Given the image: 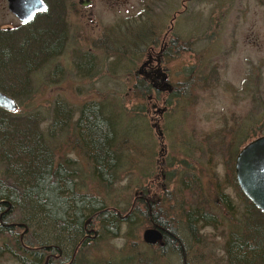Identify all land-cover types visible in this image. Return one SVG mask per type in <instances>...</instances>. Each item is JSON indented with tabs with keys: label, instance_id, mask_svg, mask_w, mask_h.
<instances>
[{
	"label": "rangeland",
	"instance_id": "rangeland-1",
	"mask_svg": "<svg viewBox=\"0 0 264 264\" xmlns=\"http://www.w3.org/2000/svg\"><path fill=\"white\" fill-rule=\"evenodd\" d=\"M93 1V7L87 9L91 19L75 20L76 28L67 36L62 54L39 67L31 76L30 92L15 99L16 113L24 120L39 119L56 165L63 163L75 172L72 178L80 195L105 199L121 216L134 213L142 217V224L129 235L126 224L117 236L105 235L100 221L88 224V230L97 235L88 239L80 261L185 264L182 252L186 251L187 264H227L231 227L238 218L244 221L248 210L233 179L236 157L244 146L264 136V0H192L181 7L184 0ZM176 12L180 15L173 22L180 40L177 56L168 68L177 92L175 96L151 92L143 100L138 94L141 84L132 90L139 82L135 73L146 61L148 47L170 28ZM2 27L19 28L6 0H0ZM184 47L192 50L184 52ZM193 68L209 79L183 105L184 84ZM91 101L103 103L117 125L116 146L122 159L118 178L108 187L93 176L90 154L82 148L76 130L81 109ZM58 103L66 104L72 113L68 129L62 131L52 128ZM5 175L7 166L0 162V181L10 183ZM184 183L189 188L180 192ZM166 195L174 208L186 212L196 206L214 209L216 223L199 229L200 244L183 223L179 225L177 235L183 248L178 255L172 252L178 245L170 247V252L163 251L159 243L149 246L143 240L145 231L153 229V215L163 221L168 218L169 208L162 205ZM223 195L237 207L234 220L220 205ZM215 203L217 207L210 205ZM41 232L19 228L16 235L18 240L32 242L42 237ZM53 238L45 240L58 245ZM15 242L0 235V248L9 246L19 254ZM78 251L73 246L62 258L53 254V262L67 264V258H75ZM0 264L21 263L5 252L0 254Z\"/></svg>",
	"mask_w": 264,
	"mask_h": 264
},
{
	"label": "trees",
	"instance_id": "trees-1",
	"mask_svg": "<svg viewBox=\"0 0 264 264\" xmlns=\"http://www.w3.org/2000/svg\"><path fill=\"white\" fill-rule=\"evenodd\" d=\"M67 33L65 23L49 14L21 25L18 29H0V91L14 100L29 93L32 74L47 61L62 54ZM189 50L192 49H183L184 52ZM207 79L208 76L200 69L196 71L193 68L188 82L184 84L181 103L188 105L195 90ZM151 92L150 87L144 83L139 86L138 96L144 100ZM66 106L62 103L56 105L53 129H68L72 113ZM38 121L35 116L24 120L18 113L0 108V162L7 166L5 180L10 181H0V235L15 239V247L19 251L16 254L8 246L0 248V254H12L21 264H56L52 259L53 254H60L56 257L62 258L61 254L66 255L65 252L74 246L79 251L75 258H67V264H82L80 254L89 244L86 233H95L94 230H88V224L100 221L107 236H117L121 226L126 224L129 235L135 233L136 227L142 224V217L134 213L121 216V212L111 209L105 199L90 194L80 195L77 181L72 178L75 172L68 170L63 163L56 165L53 149ZM116 126L113 118L106 113L104 104L91 101L81 109L76 127L78 140L84 151L89 152L94 165L93 176L105 187L118 178L117 170L122 159L120 148L116 146ZM233 179L238 186L234 174ZM183 186L180 192L188 187L185 183ZM242 198L248 204V210L245 220L238 218L239 222L231 227L232 235L226 247L227 264H264V215L243 193ZM172 202L169 195L162 199L166 210L169 208L172 211V214L166 211L167 219L163 221L161 217L153 215L150 221L162 229L165 235L166 247L162 248L163 251L171 252L170 247L178 245V249L172 251L178 255L177 251L183 248L182 240L178 238L181 223L186 226L193 240L200 244L203 237L199 229L213 225L216 219L214 209L208 208L205 211L196 206L186 212L174 208ZM220 202L231 217L236 214L237 207L228 197L223 195ZM210 205L218 206L216 203ZM178 211L182 214L177 215ZM19 228L44 232H41L42 237H38L37 241L24 242L17 239L16 231ZM52 236L58 245L53 243L51 246L45 240ZM182 253L187 264L186 251ZM57 264L63 263L60 261Z\"/></svg>",
	"mask_w": 264,
	"mask_h": 264
},
{
	"label": "flooded vegetation",
	"instance_id": "flooded-vegetation-1",
	"mask_svg": "<svg viewBox=\"0 0 264 264\" xmlns=\"http://www.w3.org/2000/svg\"><path fill=\"white\" fill-rule=\"evenodd\" d=\"M43 1L47 5L48 10L44 13L37 14L35 20L43 17L46 14H49L50 16L52 15L54 18H60L67 27L68 33L66 34V39L67 36L71 35L73 29L76 28V19L81 21H83L85 18L87 20L91 19L92 13L88 12L87 9L89 10L93 7V0H79L78 2L77 0ZM190 1L192 0L181 1L180 7L184 6L186 2ZM83 12H88V14H84ZM178 15H180L179 12H176L174 14L170 28L164 32L163 36L159 38L158 42L150 45L146 50V61L142 63L141 67L135 73V77L139 78V82L134 84L135 87H133L132 90H136L139 84L145 83L150 87L152 92H157L159 93V95H172L177 92V84L176 82H172L170 73L171 69L168 68V64L172 63L175 60L178 53L177 44L179 40L177 41L178 35L176 34V28L173 22L177 20ZM21 25L25 24L19 22V27H21ZM10 29L15 28H3V30ZM150 101H153L152 98H150ZM153 228L158 227L156 225H153ZM159 230H161L162 232V229ZM92 234L93 232L91 233L89 231V233L86 234V237L93 238ZM94 235L96 236L97 233L95 232ZM165 240L166 238L163 234V240L160 243L162 248L166 247Z\"/></svg>",
	"mask_w": 264,
	"mask_h": 264
},
{
	"label": "water",
	"instance_id": "water-1",
	"mask_svg": "<svg viewBox=\"0 0 264 264\" xmlns=\"http://www.w3.org/2000/svg\"><path fill=\"white\" fill-rule=\"evenodd\" d=\"M8 10L21 23H31L37 14L47 11L43 0H7ZM0 108L10 113L19 109L17 102L0 91ZM235 175L244 195L264 215V136L248 143L240 150L235 161ZM143 240L148 245L160 244L163 234L158 228L145 231Z\"/></svg>",
	"mask_w": 264,
	"mask_h": 264
},
{
	"label": "bare ground",
	"instance_id": "bare-ground-1",
	"mask_svg": "<svg viewBox=\"0 0 264 264\" xmlns=\"http://www.w3.org/2000/svg\"><path fill=\"white\" fill-rule=\"evenodd\" d=\"M145 203V202H144ZM145 206V205H144Z\"/></svg>",
	"mask_w": 264,
	"mask_h": 264
}]
</instances>
